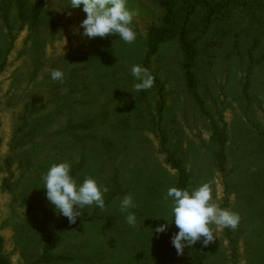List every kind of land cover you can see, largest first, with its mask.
I'll return each instance as SVG.
<instances>
[{
	"label": "rangeland",
	"instance_id": "1",
	"mask_svg": "<svg viewBox=\"0 0 264 264\" xmlns=\"http://www.w3.org/2000/svg\"><path fill=\"white\" fill-rule=\"evenodd\" d=\"M163 0H127L136 33L88 39L70 0H0V257L7 264H194L158 225L166 192L209 184L240 216L217 230L205 264H264V0L210 16L219 0H173L177 34L150 54ZM254 1V0H253ZM252 1V2H253ZM37 9L40 15L36 19ZM181 36L195 50L194 95ZM154 76L135 91L131 67ZM52 70L63 72L53 81ZM69 162L79 182L107 186L105 207L70 223L46 199L42 177ZM131 194L135 225L120 201Z\"/></svg>",
	"mask_w": 264,
	"mask_h": 264
},
{
	"label": "clouds",
	"instance_id": "2",
	"mask_svg": "<svg viewBox=\"0 0 264 264\" xmlns=\"http://www.w3.org/2000/svg\"><path fill=\"white\" fill-rule=\"evenodd\" d=\"M71 9L82 7L86 18L80 23L83 29L81 35L88 39L108 36L118 37L131 44L136 40V33L131 24L136 13L127 7V0H70ZM131 74L137 83L135 91L151 89L154 86V76L140 65L131 67ZM53 81L63 80V72L52 70ZM43 189L48 202L56 214L66 217L70 223H75L80 217V210L86 207H105V195L109 192L107 186H101L95 179L86 177L79 182L72 174L69 162L53 164L42 177ZM171 201L172 220L158 225L156 233H166L174 223L178 232L171 238L172 246L178 255H183L185 247H191L203 240L204 246L213 242V227L217 230H235L240 223V216L229 209L219 207L213 197L209 184H201L194 189L170 187L165 196ZM135 204L131 194L126 195L119 204L120 211L125 213L126 222L135 225L136 216L130 209Z\"/></svg>",
	"mask_w": 264,
	"mask_h": 264
},
{
	"label": "trees",
	"instance_id": "3",
	"mask_svg": "<svg viewBox=\"0 0 264 264\" xmlns=\"http://www.w3.org/2000/svg\"><path fill=\"white\" fill-rule=\"evenodd\" d=\"M219 0L213 3L209 8L210 16L222 14L230 11L236 7H251L254 6L258 0ZM174 1L173 0H163L161 5L166 11V17L164 26L160 29H155L150 34V54L157 51L158 46L165 42L166 40L173 38L177 34V20L174 15ZM40 15V9H37L35 18L37 19ZM183 43V51L185 54V61L183 64L184 75L187 80L189 90L196 95L195 89V75L193 71L194 61H195V50L191 43L185 41L184 36H181ZM197 96V95H196ZM177 169L180 171V178L177 184V188H187L188 174L181 171L179 165L176 163ZM2 245V239H0V247ZM193 253L194 264H205L206 259V246L203 244V240L197 242L195 245L191 246ZM0 264H7L6 259L0 257Z\"/></svg>",
	"mask_w": 264,
	"mask_h": 264
}]
</instances>
